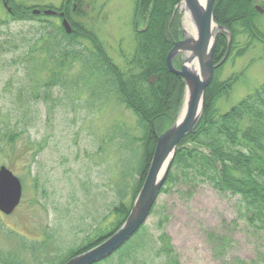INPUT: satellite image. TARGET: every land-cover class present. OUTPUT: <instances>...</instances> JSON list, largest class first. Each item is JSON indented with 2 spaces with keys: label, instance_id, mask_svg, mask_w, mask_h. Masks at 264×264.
<instances>
[{
  "label": "rangeland",
  "instance_id": "1",
  "mask_svg": "<svg viewBox=\"0 0 264 264\" xmlns=\"http://www.w3.org/2000/svg\"><path fill=\"white\" fill-rule=\"evenodd\" d=\"M62 1L8 0V6L59 8ZM83 4L85 16L77 15L76 20L96 33L107 56L126 70L136 45L137 0H83ZM255 5L263 10L257 25L264 32V0H256ZM184 7L179 6L181 29H186ZM7 17L0 0V19ZM47 17L61 22L57 16ZM33 32L32 23L25 21L0 28V42L8 50L0 56V166L9 168L23 187L15 212L0 213V254L4 259L16 257L22 264H56L87 233L106 224L104 218L119 201L123 171L130 175L138 168L140 148L136 143L123 151L122 134L140 137L141 132L131 110L112 95L105 99L93 94L103 89L97 77L87 80L80 60L86 56L65 69L60 83L49 91L43 87L49 72L36 69L35 80L40 83L36 91L33 75L30 81L27 76L35 68L23 63L21 55ZM238 41V49L229 59L228 54L217 72L219 81L238 76L229 95L217 102L219 113L264 82V46L253 40L239 54L237 50L250 40L240 35ZM81 42L92 49L87 39ZM183 58L180 55L175 62L180 65ZM80 77H84L81 82H75ZM183 105L184 98L176 120ZM168 189L145 223L141 234L146 241L152 243L160 234L156 222L167 216L164 231L179 264H264V232L247 221L237 196L221 197L206 183L191 189L181 180ZM210 236L227 239L222 253L214 251ZM33 242L44 245L33 253ZM145 259L137 264H160L152 254Z\"/></svg>",
  "mask_w": 264,
  "mask_h": 264
},
{
  "label": "trees",
  "instance_id": "2",
  "mask_svg": "<svg viewBox=\"0 0 264 264\" xmlns=\"http://www.w3.org/2000/svg\"><path fill=\"white\" fill-rule=\"evenodd\" d=\"M137 0V12L139 7ZM182 0H146L145 29L136 33L135 51L128 62L126 70L120 69L107 56L103 43L96 33L78 22L73 15L72 2L79 4L75 14L85 16L81 10L83 0H63L59 9L36 7L39 9L53 8L64 11L73 28L66 31L61 22L47 16L32 14V8L11 4V12L6 19H0V28L11 22L25 21L32 23L33 34L27 44L22 46V62L34 69L28 72L34 77L36 91L40 83L35 80L36 69L49 72L44 79L43 87L51 90L60 83L65 69L73 67L77 59L88 74L87 80L100 79L102 92L93 94L99 98L112 95L118 104L131 110L137 117V125L141 136L123 133V151L131 150L138 144L140 155L136 173L127 175L123 171L118 186L119 201L104 219L103 227L97 226L84 236L83 241L70 249L66 256L59 258L56 264H64L74 256L97 246L120 228L128 217L138 191H140L154 155L156 139L176 120L177 112L185 95V83L182 77L170 72L166 64L168 52L180 35L181 13L179 6ZM256 0H216L213 13L214 21L232 33L229 57L239 47V36L249 38L240 54L246 50L253 40L264 46V32L257 25L261 15L256 9ZM144 7V8H145ZM43 17V18H42ZM82 39H87L92 49L84 47ZM214 54L217 64L226 54L228 37L218 35ZM8 51L0 42V56ZM227 59V60H228ZM177 67L179 66L175 62ZM51 64V66H50ZM216 69L215 79L207 87L204 96V109L196 128L181 140L174 156L171 168L160 194L167 192L177 181H186L191 189L202 183L209 184L221 197L237 196L239 210L244 211L247 221L259 232H264V82L228 111L219 113L216 104L231 92L238 76L219 81ZM29 70V67H28ZM151 76L155 82L151 84ZM78 78L75 82H81ZM27 81V82H29ZM34 94V92H33ZM34 96V95H33ZM134 175V176H132ZM131 178V181L128 180ZM130 197L127 202L126 197ZM156 204L152 212L155 211ZM168 217L159 218L156 228L159 235L152 243L145 240L142 231L145 225L119 250L98 264H137L140 260L150 259L160 264H179L177 252L171 238L164 231ZM50 238V237H49ZM215 243L214 251L225 249L226 238L210 236ZM140 239V240H139ZM76 243V240L75 242ZM31 245V244H30ZM44 242H33V253L41 248ZM26 246V245H25ZM150 253V254H149ZM49 262V261H48ZM1 264H22L16 257L2 258ZM97 264V263H95Z\"/></svg>",
  "mask_w": 264,
  "mask_h": 264
},
{
  "label": "water",
  "instance_id": "3",
  "mask_svg": "<svg viewBox=\"0 0 264 264\" xmlns=\"http://www.w3.org/2000/svg\"><path fill=\"white\" fill-rule=\"evenodd\" d=\"M144 1V0H143ZM216 0H205L202 6L198 0H183L185 9L190 12L192 22L196 25L194 37H188L186 29L182 30V39L174 43L166 57L167 67L171 73L184 79V105L178 119L171 127L157 136L154 155L143 185L133 202L128 217L118 230L97 246L69 259L64 264H95L114 254L128 242L146 223L150 216L161 188L163 187L169 169L171 168L176 150L183 137L191 133L198 125L204 109V96L207 87L214 80L216 68L224 63L231 47V32L214 21L213 7ZM9 12L8 0H3ZM262 13L263 10L259 8ZM40 9H34L33 14H40ZM45 15H55L56 11L47 9ZM64 16V13H61ZM63 27L68 33L73 28L66 18ZM218 33H226L229 37L226 55L217 64L214 63V51ZM178 55H183L180 67L174 65ZM155 77L151 76V84ZM20 179L6 166H0V212L5 215L14 213L20 203L23 187Z\"/></svg>",
  "mask_w": 264,
  "mask_h": 264
},
{
  "label": "flooded vegetation",
  "instance_id": "4",
  "mask_svg": "<svg viewBox=\"0 0 264 264\" xmlns=\"http://www.w3.org/2000/svg\"><path fill=\"white\" fill-rule=\"evenodd\" d=\"M141 1V0H140ZM256 2V1H255ZM145 4H146V0H144L143 1V4H142V8L141 9H138V12H137V15H136V18H135V30L139 33L140 31H143L144 29H145V25H144V21H145V12H144V9H146V7H145ZM140 6H141V4H140ZM78 7H79V4L77 3V2H72V6H71V8H72V11H73V15L74 16H77L76 14H75V12H76V10L78 9ZM81 10L83 11V13H84V9H85V5L82 3L81 4ZM145 7V8H144ZM60 8V7H59ZM59 8H57V9H59ZM40 14H38V16H42L43 15V9L41 10L40 9ZM11 12V11H10ZM64 13V11H61V10H59L58 11V13L55 15V16H57L58 17V15H60V13ZM213 15H214V13H213ZM44 16V15H43ZM64 16H65V13H64ZM182 30L183 29H181L180 28V35H179V37H178V39L176 40V41H174V43H176L177 41H179V40H181L182 39ZM218 35H225V33H218L217 34V37H218ZM227 36V35H226ZM228 37V36H227ZM216 41H217V39H216ZM173 43V44H174ZM228 43H229V37H228ZM215 49H216V47H215ZM227 49H228V47H227ZM226 52V51H225ZM214 54H215V52H214ZM226 55V54H225ZM224 55V56H225ZM180 55H178L176 58H175V60H174V62L178 59V57H179ZM181 64V63H180ZM177 66V65H176ZM179 67V66H178ZM1 213V212H0Z\"/></svg>",
  "mask_w": 264,
  "mask_h": 264
},
{
  "label": "bare ground",
  "instance_id": "5",
  "mask_svg": "<svg viewBox=\"0 0 264 264\" xmlns=\"http://www.w3.org/2000/svg\"><path fill=\"white\" fill-rule=\"evenodd\" d=\"M199 2H200V4L203 6L204 4H205V0H198ZM182 3L181 4H183V0L181 1ZM139 7H138V9H141L142 8V4H143V0H141V1H139ZM140 4H141V6H140ZM184 5V4H183ZM185 8V7H184ZM259 6H257L256 5V9L259 11ZM34 9H37V8H33L32 9V14H33V10ZM47 9H52V10H54V11H56V14L58 13V10H56V9H53V8H43V15H45L44 14V11L45 10H47ZM144 12H145V9H144ZM184 13H185V26H186V32L185 33H187V36L188 37H194L195 36V34H196V25H195V23L194 22H192L193 20H192V18H191V15H190V12H188V10L187 9H185V11H184ZM259 13H261L260 11H259ZM55 14V15H56ZM34 15V14H33ZM54 15V16H55ZM36 16H38V15H36ZM45 16H47V15H45ZM146 17V16H145ZM57 18H59L60 20H61V24L63 25V19L65 18V16H62L61 15V13H60V15H58V17ZM67 19V18H66ZM68 20V19H67ZM68 22H69V20H68ZM69 24H70V22H69ZM71 25V24H70ZM226 28V27H225ZM227 29V28H226ZM227 31H228V29H227ZM230 32V31H229ZM232 34V33H231ZM225 35H226V33H225ZM228 36V35H227ZM231 39H232V35H231ZM173 48V47H172ZM223 59V58H222ZM221 59V60H222ZM227 59V58H226ZM226 61V60H225ZM175 63V62H174ZM167 64V63H166ZM217 69V68H216ZM215 72H216V70H215ZM214 72V73H215ZM216 74V73H215ZM215 74H214V79H215ZM183 79V78H182ZM183 81H184V79H183ZM214 81V80H213ZM163 133V132H162ZM160 135V134H159Z\"/></svg>",
  "mask_w": 264,
  "mask_h": 264
}]
</instances>
